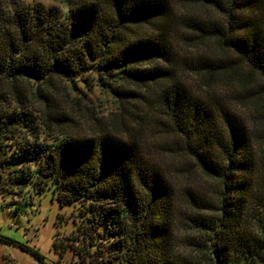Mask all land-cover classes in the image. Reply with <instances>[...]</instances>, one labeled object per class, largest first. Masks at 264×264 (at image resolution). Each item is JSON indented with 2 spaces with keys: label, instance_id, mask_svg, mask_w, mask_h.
Instances as JSON below:
<instances>
[{
  "label": "trees",
  "instance_id": "obj_1",
  "mask_svg": "<svg viewBox=\"0 0 264 264\" xmlns=\"http://www.w3.org/2000/svg\"><path fill=\"white\" fill-rule=\"evenodd\" d=\"M187 1L210 13L183 18L177 33V0H68L66 13L0 0L1 131L41 123L55 134L29 141L33 174L105 220L124 264H264V98L252 83L264 79V0ZM87 72L115 103L92 121L56 86ZM195 169L211 184L186 189L179 222L175 193ZM0 242L44 264L36 249L1 233Z\"/></svg>",
  "mask_w": 264,
  "mask_h": 264
},
{
  "label": "rangeland",
  "instance_id": "obj_2",
  "mask_svg": "<svg viewBox=\"0 0 264 264\" xmlns=\"http://www.w3.org/2000/svg\"><path fill=\"white\" fill-rule=\"evenodd\" d=\"M67 1L24 0V3L29 5L41 3L45 6L59 8L63 13H66L68 10ZM177 2L178 11L181 12L173 24V29L178 31L177 33H179V28L182 29L185 26L183 18L188 16L197 18L196 16L201 15L203 19L210 13L200 5H192L187 0H177ZM177 38L178 35L174 39ZM208 45H202L199 50L192 48L193 50L189 52L191 55L189 59H192L188 61H193L196 53H204V47ZM212 48L214 53L221 54L217 47L212 46ZM97 78V72H87L82 74L78 80L76 79L74 83L68 81L56 83L59 90L68 92L67 97L74 98L77 102L75 104L68 101L70 108L78 113L80 111L84 119L89 121H92L95 116L105 117L106 114L109 115L115 111V103L111 94L106 90L104 84H98ZM185 80L186 83L194 82V78L189 76H185ZM196 82L198 83L197 80ZM252 83H256L253 89L260 90L262 98H264V79L253 80ZM224 85L225 83L222 82L215 92L218 93L216 90L221 89ZM222 101L228 103L232 101V97L227 96L225 99L222 97ZM233 106L239 111H243L246 116H249L253 111H249L239 103H234ZM31 109L35 113L32 107ZM38 109H41L40 104L37 105L36 113H40ZM159 114L160 111L152 113L155 121L151 116H148L147 126L154 127ZM15 125L14 123L8 125L11 131L7 134L1 131L0 125V233L39 251L44 257V264H124L123 252L114 245V239L108 234L105 220L99 221L97 224L86 204L80 200L71 201V198L57 197L53 191L54 183L51 178H47L41 172L33 174V169H38L40 162L38 159L31 158L37 152L32 156L27 155L28 147H31V144L28 145L29 141L36 140L46 143L55 134L41 123L34 124L32 129L23 126L20 130L12 129ZM45 150L47 151L46 148ZM42 153L39 152L41 155ZM256 154L264 165V145L256 146ZM160 157H158L159 162L162 160ZM41 168L42 173L47 171V166ZM197 171L195 169L190 172V175L196 172L192 174L190 182L181 178L178 184L175 196L178 203L179 222L185 217L187 218L186 189L190 187L195 189L199 185V187L205 186V190H208L209 184H211L208 180H204ZM261 171L263 173L264 167ZM185 175L186 173L182 177ZM212 194L213 197L217 196L215 190H212ZM245 231H250V229L246 228ZM247 236L248 239L249 235ZM240 238L246 240V235ZM0 264L42 263L27 250L13 244L0 242Z\"/></svg>",
  "mask_w": 264,
  "mask_h": 264
}]
</instances>
